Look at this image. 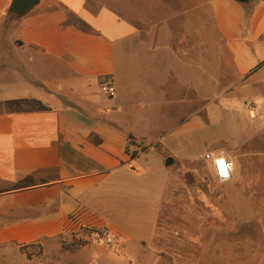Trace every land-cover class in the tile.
I'll use <instances>...</instances> for the list:
<instances>
[{
    "label": "crops",
    "instance_id": "obj_1",
    "mask_svg": "<svg viewBox=\"0 0 264 264\" xmlns=\"http://www.w3.org/2000/svg\"><path fill=\"white\" fill-rule=\"evenodd\" d=\"M10 2L0 0V264H38L31 245L102 229L119 237L105 251L139 259L175 198L167 156L234 158L221 139L264 155L263 115L245 107L264 103V0H206L219 42L203 60L201 0H176L182 10L155 23L124 14L131 2L120 0H39L22 16ZM107 76L111 97L99 91ZM222 104L247 111L253 130L224 127ZM211 121L223 137L195 154ZM137 143L147 149L131 157Z\"/></svg>",
    "mask_w": 264,
    "mask_h": 264
},
{
    "label": "rangeland",
    "instance_id": "obj_2",
    "mask_svg": "<svg viewBox=\"0 0 264 264\" xmlns=\"http://www.w3.org/2000/svg\"><path fill=\"white\" fill-rule=\"evenodd\" d=\"M108 1L112 4L114 2ZM120 1L128 5L131 2V6L120 9L124 14L140 19L145 15L148 18L151 16L154 23L162 15L170 17L183 7L182 4L177 5L176 0L164 7L161 5L162 0ZM200 12L203 60L208 46L215 45L219 40L214 36L206 0H201ZM170 25L172 29L177 28L174 19ZM7 26L9 24L6 23L0 26V38L5 34ZM217 58L219 56L214 57L216 61ZM237 90L238 87L231 88L225 94ZM223 97H218L216 102L219 104ZM208 101H201L203 118ZM245 107L256 109V116L263 115L259 122L261 128L264 127V103L248 102ZM223 108L226 120L223 119L224 127L229 131H234L236 125L253 130L250 127L253 120L247 111ZM217 132L219 126L216 121L201 128L198 133L200 141L198 138L195 140V154L203 153L208 139L223 137L220 134L216 136ZM218 143L228 146L235 154L234 158L228 156L235 164L232 179L223 183L217 181L202 157L193 164L189 161L183 164L181 159L172 161L170 167L174 169L175 178L170 186L175 191V198L169 199L167 210L160 216L153 241L143 249L145 252L139 259L115 249L105 251L111 247L91 235L90 230L62 233L43 244L31 245L28 257L34 254L38 264H106L107 256L117 258L116 264H264V155L256 153V148L253 153L245 155L239 146L225 144L223 139Z\"/></svg>",
    "mask_w": 264,
    "mask_h": 264
},
{
    "label": "built area",
    "instance_id": "obj_3",
    "mask_svg": "<svg viewBox=\"0 0 264 264\" xmlns=\"http://www.w3.org/2000/svg\"><path fill=\"white\" fill-rule=\"evenodd\" d=\"M99 91L107 97H111L115 94L116 88L110 76L101 80L99 83ZM202 159L207 162L209 169L217 181L223 183L232 179L235 164L230 157L224 153L206 151L203 154ZM91 235H95L100 242L109 247H113L119 242L118 234L111 230H95Z\"/></svg>",
    "mask_w": 264,
    "mask_h": 264
},
{
    "label": "water",
    "instance_id": "obj_4",
    "mask_svg": "<svg viewBox=\"0 0 264 264\" xmlns=\"http://www.w3.org/2000/svg\"><path fill=\"white\" fill-rule=\"evenodd\" d=\"M240 2H245L246 0H238ZM39 0H11L7 12L13 14L14 16H22L27 12L32 6L36 5ZM172 162V157L167 156L165 159V164H170Z\"/></svg>",
    "mask_w": 264,
    "mask_h": 264
},
{
    "label": "trees",
    "instance_id": "obj_5",
    "mask_svg": "<svg viewBox=\"0 0 264 264\" xmlns=\"http://www.w3.org/2000/svg\"><path fill=\"white\" fill-rule=\"evenodd\" d=\"M129 143H133V139L130 137L128 138ZM136 148L133 150H130L129 147H126V152L130 153L131 157L137 156L139 151H146L147 146L146 145H141L140 143L135 144ZM91 232V231H90Z\"/></svg>",
    "mask_w": 264,
    "mask_h": 264
}]
</instances>
